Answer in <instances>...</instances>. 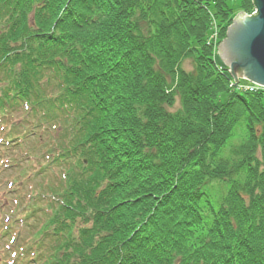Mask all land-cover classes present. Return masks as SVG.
Listing matches in <instances>:
<instances>
[{
    "label": "trees",
    "instance_id": "1",
    "mask_svg": "<svg viewBox=\"0 0 264 264\" xmlns=\"http://www.w3.org/2000/svg\"><path fill=\"white\" fill-rule=\"evenodd\" d=\"M253 10L0 0V264H264V88L217 52Z\"/></svg>",
    "mask_w": 264,
    "mask_h": 264
},
{
    "label": "water",
    "instance_id": "2",
    "mask_svg": "<svg viewBox=\"0 0 264 264\" xmlns=\"http://www.w3.org/2000/svg\"><path fill=\"white\" fill-rule=\"evenodd\" d=\"M252 1L255 13L233 19L217 52L235 84L246 80L264 88V0Z\"/></svg>",
    "mask_w": 264,
    "mask_h": 264
},
{
    "label": "rangeland",
    "instance_id": "3",
    "mask_svg": "<svg viewBox=\"0 0 264 264\" xmlns=\"http://www.w3.org/2000/svg\"><path fill=\"white\" fill-rule=\"evenodd\" d=\"M241 2H242V0H228L229 5H230L232 8H234V9H237V8L241 5ZM239 13H241V12H238V13L236 14V16H237ZM253 13H255V8H254L253 12H252L251 14H248V15H252ZM236 16H235V17H236ZM222 42H223V41H222ZM222 42H221V43H222ZM221 43H220V44H221ZM218 58H219L220 62H222V63L224 64V61H223L222 58L219 56V54H218ZM184 65H185L184 68H185L186 70H192V67H191V63H190V61H187ZM233 81H234V80H233ZM241 83H242V84H249L250 82H248V81H246V80H241ZM178 108H179V102L177 101V105H176V107L174 108V110H175V109H178ZM26 143H27L28 146H30L31 144H34L32 138L29 139V140H27ZM1 169H2V173H3L4 166H1ZM2 180H3V179H2V176L0 175V202L3 201L4 198L6 197V196L4 195V193H5V185H4V183H3ZM220 194H221V193H220ZM16 230L19 231V230H21V228L18 227V228H16Z\"/></svg>",
    "mask_w": 264,
    "mask_h": 264
}]
</instances>
